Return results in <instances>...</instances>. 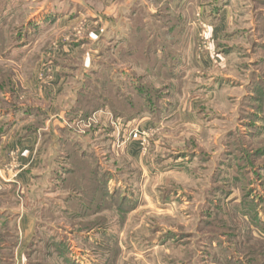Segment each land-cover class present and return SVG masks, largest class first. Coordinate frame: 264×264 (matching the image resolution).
<instances>
[{"label":"rangeland","instance_id":"1","mask_svg":"<svg viewBox=\"0 0 264 264\" xmlns=\"http://www.w3.org/2000/svg\"><path fill=\"white\" fill-rule=\"evenodd\" d=\"M4 112L0 264H264V0H0Z\"/></svg>","mask_w":264,"mask_h":264},{"label":"crops","instance_id":"2","mask_svg":"<svg viewBox=\"0 0 264 264\" xmlns=\"http://www.w3.org/2000/svg\"><path fill=\"white\" fill-rule=\"evenodd\" d=\"M11 1V0H10ZM5 7H10V5H8V2L6 4ZM10 14V13H9ZM14 13H12L10 15V18H13ZM19 52H17L20 56V59H18L21 62V65H23V62L25 61L24 58H26V56L28 55V51L26 49H24V47L20 50H18ZM27 53V55H26ZM14 62L13 58H11L10 60L4 62L6 67H9L8 64H12ZM19 62V63H20ZM3 66V65H2ZM60 77L56 78V82H60ZM12 81V80H11ZM9 80V82H11ZM12 112H4V113H0V127H2L1 131H5V135L1 138L0 140V144H4L3 142L8 140V143L5 144L7 149H12V151L16 150L21 159V162L23 165L27 164L28 162L30 163V159L32 160L37 157L36 154V150L35 148L39 145L38 141V137L36 134L33 133H21V135L17 134L15 140H12L9 138L11 133L14 131H40V128H35L32 126V124L30 123L33 119L32 117L29 116L28 119H23L24 116H18L15 115L14 113L10 116ZM28 120H30L29 122H27ZM25 121V123L23 122ZM157 124L153 123L151 120L149 121H144L142 122L139 126H138V131L140 134H145V131L150 130L151 128L156 127ZM139 140V139H138ZM136 143H132L131 146H133V151L134 153H136V151L138 150V148L141 145V141H135ZM36 154V155H35ZM35 155V156H34ZM35 164V163H34ZM27 174V173H26ZM28 176V175H27ZM24 178H26V176L24 175H18V179H22L25 180Z\"/></svg>","mask_w":264,"mask_h":264},{"label":"trees","instance_id":"3","mask_svg":"<svg viewBox=\"0 0 264 264\" xmlns=\"http://www.w3.org/2000/svg\"><path fill=\"white\" fill-rule=\"evenodd\" d=\"M151 120H154V117L153 116H151ZM30 133V132H29Z\"/></svg>","mask_w":264,"mask_h":264}]
</instances>
